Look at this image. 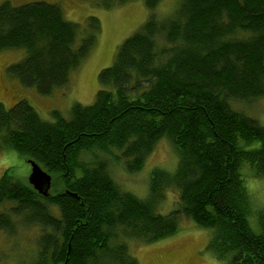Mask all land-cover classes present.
I'll use <instances>...</instances> for the list:
<instances>
[{"label":"trees","instance_id":"trees-1","mask_svg":"<svg viewBox=\"0 0 264 264\" xmlns=\"http://www.w3.org/2000/svg\"><path fill=\"white\" fill-rule=\"evenodd\" d=\"M159 1L145 0L152 11ZM99 31L97 17L73 22L56 3L0 5V52L25 51L9 73L43 96L68 85ZM99 79L95 102L69 117L0 103V151L52 177L48 197L11 170L0 179V205L10 204L0 233L39 229L35 254L16 264H139L129 240L171 237L184 220L210 230L206 249L224 264H264V210L246 185L264 179V125L233 105L264 97V0H180L172 17L152 14L127 38ZM162 140L177 169H154L146 197L124 188L120 174H139ZM171 188L175 208L162 214Z\"/></svg>","mask_w":264,"mask_h":264},{"label":"rangeland","instance_id":"rangeland-1","mask_svg":"<svg viewBox=\"0 0 264 264\" xmlns=\"http://www.w3.org/2000/svg\"><path fill=\"white\" fill-rule=\"evenodd\" d=\"M10 1L13 5H22L35 1L59 4L66 19L84 24L88 17L100 20L97 42L82 65L71 73L70 81L64 88L56 89L52 95L43 96L36 88H27L9 73V68L25 57L23 50L0 52V103L12 108L21 100H27L45 120H53L52 112L59 111L69 117L75 104L84 106L93 104L101 89L99 75L105 68L111 67L120 45L137 32L154 14L158 20L172 17L180 0H160L154 11L147 7L145 0H132L124 4L114 2L110 8H104L99 0H0V5ZM239 111L258 119L264 125V97L251 102H233ZM179 164V157L171 142L160 141L148 157L143 170L137 175L120 174V182L127 190L140 197L149 194L151 172L163 169L174 172ZM11 170V171H9ZM9 171L15 178L28 182L31 165L28 160L13 151H0V179ZM11 175V174H9ZM246 185L254 198L255 210H264V179L246 177ZM177 192L166 191L159 212L167 214L175 208ZM10 208L9 203L0 205V213ZM251 224L257 226V218L251 217ZM181 230L168 238L145 242L129 240V249L139 264H224L211 250L206 249L211 239V232L200 228L192 220H184ZM38 230V231H37ZM39 229L28 232L19 227L14 236L0 233V251L6 253L2 264L25 262L35 254L36 235ZM13 247V248H12Z\"/></svg>","mask_w":264,"mask_h":264},{"label":"water","instance_id":"water-1","mask_svg":"<svg viewBox=\"0 0 264 264\" xmlns=\"http://www.w3.org/2000/svg\"><path fill=\"white\" fill-rule=\"evenodd\" d=\"M31 165V173L29 175V184L44 197L50 196L52 186V177L42 167L33 160H28ZM76 195V194H74Z\"/></svg>","mask_w":264,"mask_h":264}]
</instances>
